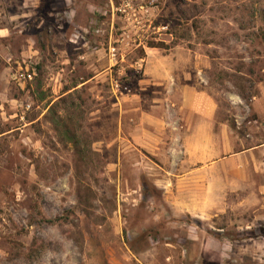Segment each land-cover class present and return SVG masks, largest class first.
I'll list each match as a JSON object with an SVG mask.
<instances>
[{
  "label": "rangeland",
  "instance_id": "1",
  "mask_svg": "<svg viewBox=\"0 0 264 264\" xmlns=\"http://www.w3.org/2000/svg\"><path fill=\"white\" fill-rule=\"evenodd\" d=\"M3 27L0 264H264V154H239L264 0H0ZM189 85L216 104L198 158Z\"/></svg>",
  "mask_w": 264,
  "mask_h": 264
},
{
  "label": "crops",
  "instance_id": "2",
  "mask_svg": "<svg viewBox=\"0 0 264 264\" xmlns=\"http://www.w3.org/2000/svg\"><path fill=\"white\" fill-rule=\"evenodd\" d=\"M6 31L8 32V29L6 27L0 28V38H5L7 36ZM171 70L174 71V68H172ZM173 78L175 79V75H173ZM19 84H21L22 87L24 86V84L22 83ZM187 87H188L187 100L184 105L190 111H196L198 113H201L200 115L202 116V120H203V124L201 123L202 125H199L197 128L200 130L199 136L201 135L202 136L199 137L197 141L194 140L193 142H189V143L191 145V149L194 150V155H195L194 158H198L199 155L208 156V154H211L212 149L216 150L215 138H214L216 133L214 131V127H215L214 107L216 106V104L206 90H199L195 85H189ZM261 97L264 98V95L261 94ZM258 102H254L253 106L255 107V111H257L258 115L260 116L261 113L260 110H256V108L258 109ZM149 120H151V118H147V117L141 118V121H146V123H148ZM220 127L222 134V129H225L226 131L227 126L225 123H221ZM262 136H264V132L262 133ZM251 151L255 154L263 155L264 139L263 140L257 139V141L254 144L250 146H243V150L239 154L244 155ZM263 163H264V159H263Z\"/></svg>",
  "mask_w": 264,
  "mask_h": 264
},
{
  "label": "built area",
  "instance_id": "3",
  "mask_svg": "<svg viewBox=\"0 0 264 264\" xmlns=\"http://www.w3.org/2000/svg\"><path fill=\"white\" fill-rule=\"evenodd\" d=\"M112 51H113L112 55L114 56L115 55V48H113ZM14 77H15L16 80H18V82L24 84V86H25L26 81L32 79V73L30 72V73L25 74V73L17 72V74H15ZM116 88H117V90H119V88H120V84L119 83H116ZM130 92H131V90L127 89V93H130Z\"/></svg>",
  "mask_w": 264,
  "mask_h": 264
},
{
  "label": "trees",
  "instance_id": "4",
  "mask_svg": "<svg viewBox=\"0 0 264 264\" xmlns=\"http://www.w3.org/2000/svg\"><path fill=\"white\" fill-rule=\"evenodd\" d=\"M38 68L40 66H37ZM55 103V102H54ZM54 103L51 105L50 108L53 107ZM69 137H70V141L75 145V146H78V138L76 136V134H72V133H69ZM48 221H52V220H48Z\"/></svg>",
  "mask_w": 264,
  "mask_h": 264
}]
</instances>
